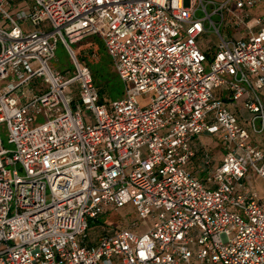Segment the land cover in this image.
Masks as SVG:
<instances>
[{
    "label": "built area",
    "instance_id": "2783aa9c",
    "mask_svg": "<svg viewBox=\"0 0 264 264\" xmlns=\"http://www.w3.org/2000/svg\"><path fill=\"white\" fill-rule=\"evenodd\" d=\"M12 1L0 0V128L14 145L0 133V264H264L252 181L264 178V14L247 37L227 32L251 30L264 0ZM95 35L124 84L110 103L72 48ZM59 39L74 70L52 66ZM203 133L224 150L218 164L204 153L206 179L187 169ZM129 203L148 231L96 224Z\"/></svg>",
    "mask_w": 264,
    "mask_h": 264
},
{
    "label": "rangeland",
    "instance_id": "374dc122",
    "mask_svg": "<svg viewBox=\"0 0 264 264\" xmlns=\"http://www.w3.org/2000/svg\"><path fill=\"white\" fill-rule=\"evenodd\" d=\"M14 6L16 8L22 7L24 5L32 6L33 0H13ZM262 6H259L260 8ZM209 11H211V8H208ZM257 9V8H256ZM255 11V9H254ZM198 14L200 16H203L204 14L199 11ZM213 20L218 22V17L213 16ZM24 26H27V24H24ZM207 27L209 25L207 24ZM50 28V27H48ZM213 28H209L205 34H203L202 39L200 40V45L203 49H208L209 47L212 48L211 52L215 49V43L218 40V36L215 32H212ZM223 31V29H222ZM96 39V41H95ZM95 42V43H94ZM100 42L103 44L104 47L103 50H100ZM72 47L77 51V54L79 57L81 55H84L87 57L88 61L90 63L99 64L103 62H110L112 64V60L110 55L108 54V51L106 50V47L99 35L91 36V37H85L83 39H79L76 41V43L72 44ZM91 51H94V54L91 55ZM52 66L61 71V72H67L68 70H74V64L71 59L70 53L68 49L66 48L65 44L62 40H58L57 42V49H56V57L52 61ZM112 68L113 64H112ZM209 69V67H207ZM115 71V70H114ZM121 91L124 92V84L121 82ZM119 90V91H120ZM151 94H148L146 96H140L138 99L142 105H145L148 103L149 98ZM119 97L116 96V94L111 98V100H116ZM111 101H109L110 103ZM45 120L44 117H39L37 119L38 123H41ZM258 126H260V121L258 120L256 122ZM1 137L4 143V146L7 149H13L14 145L8 142V132L6 125L1 126L0 128ZM200 143L203 147V151L212 154L213 161H217L222 156L221 148L222 146V136L220 134H213V135H200ZM220 152V154H219ZM187 169L189 171H195V170H203L200 165H197L194 160H190ZM208 173H206L207 175ZM252 181L254 182L255 186L257 187L259 191V197H264V178H262L259 175H254L252 178ZM107 212L103 216L97 220L96 224L100 226L102 229H121V228H132V230L138 234H142L150 228V222L148 219H142L139 217L135 207L132 203L127 204L126 206L115 209L113 206H107ZM136 221L139 222V225L136 227H132L131 225L135 223Z\"/></svg>",
    "mask_w": 264,
    "mask_h": 264
},
{
    "label": "crops",
    "instance_id": "0c3cea01",
    "mask_svg": "<svg viewBox=\"0 0 264 264\" xmlns=\"http://www.w3.org/2000/svg\"><path fill=\"white\" fill-rule=\"evenodd\" d=\"M216 1H221V0H216ZM259 6H262V7L258 8ZM254 9H255V11H254ZM262 14H264V4L258 5L251 10V19H252L251 20V25H252L251 30H248L245 26H239L238 27L237 26V23H238L237 20H231V28L227 29V32L229 34H231V36H233V37H247L252 31L255 32L258 30L259 25L255 23V19L257 17L261 16ZM201 39H202V37H201ZM216 94L221 96L223 98V100L225 101L226 105L228 106V108L231 109L232 111L236 112L239 116L240 121L243 124L247 125V118L249 117L250 113L244 108L243 102L235 103V102L231 101L228 97L227 92H223L221 89H217ZM200 135L202 136V134H200ZM200 135L196 136L193 140V145L195 148V156L193 157L192 160H194L197 165H200L202 170L204 167V170L201 171L198 169V170L192 171V173H194L196 176H198L201 179H206L207 171H206V167L204 166V153H205V151H203V147L200 143ZM203 135H213V134L203 133ZM253 140L256 143L264 145V134H262L260 136L259 135L254 136ZM221 153H222V156L220 157L219 160L214 162L215 164L220 163L224 157L223 147L221 148ZM219 154H220V152H219ZM210 155L212 156V154H210Z\"/></svg>",
    "mask_w": 264,
    "mask_h": 264
},
{
    "label": "trees",
    "instance_id": "16d2710c",
    "mask_svg": "<svg viewBox=\"0 0 264 264\" xmlns=\"http://www.w3.org/2000/svg\"><path fill=\"white\" fill-rule=\"evenodd\" d=\"M96 41V39H95ZM95 43V42H94ZM103 44L100 42V50H103ZM73 48V47H72ZM73 50L76 52L77 57L79 60L88 65L91 68L92 74H93V80L98 88L99 91V97L100 101L104 103H109V101H112L111 98L116 94L117 97L123 96V91L120 90L121 88V79L118 76V74L114 71L112 68L111 61L110 62H103L99 64H92L90 61H88L87 57L84 55L77 54V51L73 48ZM91 55L94 54V51L90 52ZM208 57H211L210 53H207ZM120 90V91H119Z\"/></svg>",
    "mask_w": 264,
    "mask_h": 264
}]
</instances>
